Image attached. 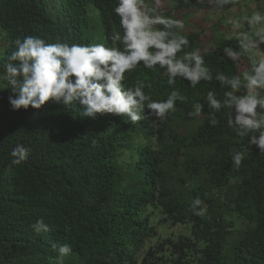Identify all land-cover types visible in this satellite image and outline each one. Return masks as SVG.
I'll return each instance as SVG.
<instances>
[{"label": "trees", "instance_id": "1", "mask_svg": "<svg viewBox=\"0 0 264 264\" xmlns=\"http://www.w3.org/2000/svg\"><path fill=\"white\" fill-rule=\"evenodd\" d=\"M117 3L0 0V75L15 41L27 36L122 49L110 39L123 32L113 11ZM252 3L262 11L264 0ZM144 4L183 24L169 30L189 41L177 56L199 50L213 79L192 87L178 77L169 86L163 69L138 65L125 74V87L143 81L152 100H166L173 90L186 100H177L165 119L145 107L144 119L135 124L114 114L83 117L78 105L52 101L14 111L11 88L0 80V264H58L53 245L71 248L63 264H264V152L252 145V134L240 137L229 127L230 109L216 112L212 125L206 101L209 91L223 101L230 90L216 81L217 72L231 78L250 70L249 55L236 61L228 56L248 34L226 35L231 4ZM215 11L220 17L206 29L185 26L190 14ZM244 94L243 88L236 93ZM196 102L204 111L190 117ZM18 145L28 156L12 165ZM241 150L245 158L236 167L232 154ZM196 198L199 215L191 207ZM40 219L49 231L34 230Z\"/></svg>", "mask_w": 264, "mask_h": 264}, {"label": "clouds", "instance_id": "2", "mask_svg": "<svg viewBox=\"0 0 264 264\" xmlns=\"http://www.w3.org/2000/svg\"><path fill=\"white\" fill-rule=\"evenodd\" d=\"M232 2L215 0L221 7ZM113 11L119 17L123 32L112 33L110 39L113 44L119 42L122 49L103 43L81 45L58 41L49 44L36 36L17 39L16 50L8 57L3 66L4 73L0 75V80L6 81L11 88L12 95L8 100L12 110L40 109L52 101L65 106L78 105L82 108L83 117L114 114L126 117L128 122L135 124L144 119L145 107L158 119H165L169 112L175 110L177 100H186L176 90L166 100H152L144 91L148 85L143 81L134 87H125V74L138 65L142 64L146 69H163L169 86H174L178 77L187 80L192 87L201 80L213 79L199 50L177 56L189 43L186 37L169 31L183 28L179 20L164 18L155 10L147 9L144 0H118ZM233 23L239 26V21ZM247 23L250 27H261L254 36L244 35L239 50H228V56L236 61L241 55H249L253 61L250 70L231 78L217 72L216 81L230 90L224 92L223 101L209 91L206 101L212 109V125L217 124L216 112L222 108L230 109L229 127L240 137L252 134V145L264 152V55L254 54V50L264 44V15L256 12ZM158 24L164 25V29H155L154 25ZM241 88L245 89V94L237 96ZM193 108L194 111L187 115L197 117L204 111V104L196 102ZM28 152L23 145H18L12 151V165L22 164ZM244 158L243 150L236 151L232 154V163L239 167ZM200 204L199 198L191 204L197 215L201 214L196 211ZM33 228L37 233L49 231L43 219L38 220ZM53 248L58 253V264H63L71 248L67 245L58 248L53 245Z\"/></svg>", "mask_w": 264, "mask_h": 264}, {"label": "rangeland", "instance_id": "3", "mask_svg": "<svg viewBox=\"0 0 264 264\" xmlns=\"http://www.w3.org/2000/svg\"><path fill=\"white\" fill-rule=\"evenodd\" d=\"M249 1L250 0H233V2L230 3L231 6L229 7V10L227 12L228 18L224 22L225 24L228 25L226 27L227 36H230L233 34L236 35L237 32L238 33L244 32L245 34H248L249 36H254L255 33L261 27V25H254L250 27L247 23V20L250 19L252 15L257 12L254 8V7H257L256 3H252V1L254 2V0H251V2ZM150 2H148V4H150ZM251 7H253L254 10H250L249 8ZM258 7L263 8L262 11H260V13L264 15V6L259 5ZM237 9H240V10L237 11ZM246 10L247 12H245ZM219 17L220 15L216 11L205 14V16H202L200 13L190 14L189 16L186 17L185 23L187 25L185 26H188L189 28L193 30H196V29L202 30L204 28L206 29L208 25L211 24V22L216 21L217 19H219ZM234 21H239L238 27L233 23ZM254 54L257 56L264 55V44H262L259 48L255 49ZM252 62L253 61L251 60V64ZM172 232L173 234H175V230H172ZM163 235L165 237L170 236V235L172 236L171 232L164 233Z\"/></svg>", "mask_w": 264, "mask_h": 264}]
</instances>
